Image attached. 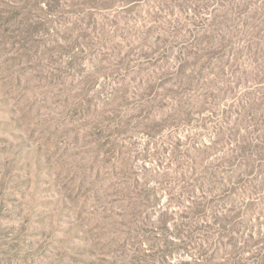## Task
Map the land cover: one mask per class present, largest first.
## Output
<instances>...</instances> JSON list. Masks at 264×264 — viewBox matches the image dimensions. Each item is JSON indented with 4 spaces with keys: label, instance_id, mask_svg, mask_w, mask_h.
Listing matches in <instances>:
<instances>
[{
    "label": "rangeland",
    "instance_id": "1",
    "mask_svg": "<svg viewBox=\"0 0 264 264\" xmlns=\"http://www.w3.org/2000/svg\"><path fill=\"white\" fill-rule=\"evenodd\" d=\"M0 264H264V0H0Z\"/></svg>",
    "mask_w": 264,
    "mask_h": 264
}]
</instances>
